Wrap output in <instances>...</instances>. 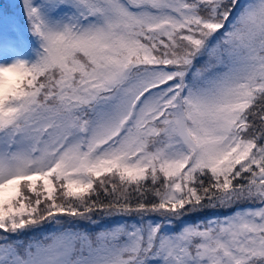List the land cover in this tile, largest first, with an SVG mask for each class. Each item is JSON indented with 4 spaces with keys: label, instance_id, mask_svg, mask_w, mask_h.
<instances>
[{
    "label": "snow or ice",
    "instance_id": "6c2138e0",
    "mask_svg": "<svg viewBox=\"0 0 264 264\" xmlns=\"http://www.w3.org/2000/svg\"><path fill=\"white\" fill-rule=\"evenodd\" d=\"M21 9L0 13V264H264V0ZM208 210L230 215L167 227Z\"/></svg>",
    "mask_w": 264,
    "mask_h": 264
},
{
    "label": "rangeland",
    "instance_id": "374dc122",
    "mask_svg": "<svg viewBox=\"0 0 264 264\" xmlns=\"http://www.w3.org/2000/svg\"><path fill=\"white\" fill-rule=\"evenodd\" d=\"M2 2L10 3L13 12H15V14H12V17L14 19H15V17H14L15 15L21 17L22 18L21 21L23 23V14H22V9H21L22 0H0V3H2ZM3 8L4 7H0V13H2V9ZM21 21L20 20H15V22L17 24H20L21 27H22L23 24L21 23ZM98 227H100V224H98V226L96 228H98ZM51 228H52V225H46L44 228H42V229L30 234L28 236V238L33 239V240L39 239L40 236H45L46 234H50ZM102 228H105V227H102Z\"/></svg>",
    "mask_w": 264,
    "mask_h": 264
},
{
    "label": "trees",
    "instance_id": "16d2710c",
    "mask_svg": "<svg viewBox=\"0 0 264 264\" xmlns=\"http://www.w3.org/2000/svg\"><path fill=\"white\" fill-rule=\"evenodd\" d=\"M247 1L248 0H241V4H242V6H243V4H246L247 3ZM223 214V213H227V211H224V212H221V211H216V212H213V211H210V210H208V211H200V212H197V213H195V214H191V215H186L184 218H183V220L184 219H200V218H205V219H203V220H208V219H210V218H213L214 216L216 217V215L217 214ZM96 219H105L104 217H102V216H100L99 214H97L96 215V217H95ZM198 219V220H199ZM121 223V222H120ZM123 223H127V222H123ZM134 223V219L132 218V219H130V222L128 223L129 225H131V224H133ZM116 224V223H115Z\"/></svg>",
    "mask_w": 264,
    "mask_h": 264
}]
</instances>
